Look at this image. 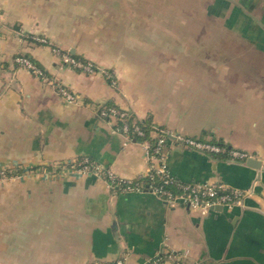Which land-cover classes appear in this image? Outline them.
Returning <instances> with one entry per match:
<instances>
[{
	"label": "crops",
	"instance_id": "obj_1",
	"mask_svg": "<svg viewBox=\"0 0 264 264\" xmlns=\"http://www.w3.org/2000/svg\"><path fill=\"white\" fill-rule=\"evenodd\" d=\"M54 47L74 49L116 84L64 65ZM55 80L78 100L64 101ZM102 104L251 153L257 167L164 148L175 178L249 191L244 205L203 214L73 169L88 157L124 179L148 171L144 144L100 117ZM0 167L17 168L0 182V264H145L164 255L175 259L163 264H264V0H0Z\"/></svg>",
	"mask_w": 264,
	"mask_h": 264
},
{
	"label": "built area",
	"instance_id": "obj_2",
	"mask_svg": "<svg viewBox=\"0 0 264 264\" xmlns=\"http://www.w3.org/2000/svg\"><path fill=\"white\" fill-rule=\"evenodd\" d=\"M34 41L41 45H49L44 37H34ZM55 55H58L64 65L87 74H101L111 84L115 85L114 75L107 69L98 67L91 62H81L72 58L70 51H62L60 48L52 49ZM16 62L25 67L32 74L46 78L43 69L38 66L29 57L19 56ZM53 87L58 94L68 104L75 103L78 95L65 87L59 81H52ZM99 115L105 120H114L118 122V131L126 135L129 139L134 137H145V131L141 121L136 120L134 116L116 106H107L102 104L99 107ZM141 122V123H140ZM133 135V136H132ZM150 139L142 141L146 151V158L149 162V168L145 175L136 180L124 179L117 176L113 171L104 168L88 157H81L73 166L78 172L89 174L98 178H105L112 189L120 192H149L161 198L170 206L186 205L199 209L204 213L215 207L231 209L234 206H243L245 198L250 194L249 191H242L229 186L223 182H191L185 183L175 178L167 164L164 148L169 142L182 145L183 147L207 154H228L231 158L247 161L253 158L251 153L229 149L219 143L212 141H202L197 138L174 133L167 128H162L150 122ZM151 140H153L151 142ZM17 168L6 169L0 167V182L16 176ZM175 259L172 255L155 256L145 264H163L164 260ZM114 264H127L124 259L116 261ZM174 264H181L175 262Z\"/></svg>",
	"mask_w": 264,
	"mask_h": 264
},
{
	"label": "trees",
	"instance_id": "obj_3",
	"mask_svg": "<svg viewBox=\"0 0 264 264\" xmlns=\"http://www.w3.org/2000/svg\"><path fill=\"white\" fill-rule=\"evenodd\" d=\"M30 40H32V41H34V36H29L28 37ZM27 57V56H26ZM72 58H74V59H76L77 61H81V62H84V63H86V62H88L86 59H84V58H82V57H80V56H78V55H76V54H74V55H72ZM30 59H32V58H30ZM33 60V59H32ZM34 61V60H33ZM35 62V61H34ZM36 63V62H35ZM37 64V63H36ZM38 65V64H37ZM39 66V65H38ZM44 71V70H43ZM79 71V70H78ZM44 74L46 75V71H44ZM150 122H152L151 120H148V121H144V122H140L141 123V125H142V127H143V130L145 131V137H143V138H137V137H134L133 139H135L136 141H140V142H142V141H144V140H148V139H150L149 138V136H150ZM133 136V135H132ZM153 140H151V142H152Z\"/></svg>",
	"mask_w": 264,
	"mask_h": 264
},
{
	"label": "water",
	"instance_id": "obj_4",
	"mask_svg": "<svg viewBox=\"0 0 264 264\" xmlns=\"http://www.w3.org/2000/svg\"><path fill=\"white\" fill-rule=\"evenodd\" d=\"M71 54L72 55L75 54V50L74 49L71 51ZM247 161H248V165L253 166V167H257L258 165H260V162L255 160V159H253V158H250ZM215 208H218V207H215Z\"/></svg>",
	"mask_w": 264,
	"mask_h": 264
},
{
	"label": "rangeland",
	"instance_id": "obj_5",
	"mask_svg": "<svg viewBox=\"0 0 264 264\" xmlns=\"http://www.w3.org/2000/svg\"><path fill=\"white\" fill-rule=\"evenodd\" d=\"M94 5H95V2H94ZM186 12H188V13H192V10L188 7H186ZM202 15L204 14L203 13V11H202V13H201ZM35 37H39V36H35ZM49 42V44H50V41H48ZM102 68V67H101Z\"/></svg>",
	"mask_w": 264,
	"mask_h": 264
}]
</instances>
